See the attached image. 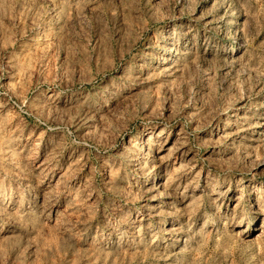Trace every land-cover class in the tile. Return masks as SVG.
Returning <instances> with one entry per match:
<instances>
[{"label": "rangeland", "instance_id": "1", "mask_svg": "<svg viewBox=\"0 0 264 264\" xmlns=\"http://www.w3.org/2000/svg\"><path fill=\"white\" fill-rule=\"evenodd\" d=\"M0 264H264V0H0Z\"/></svg>", "mask_w": 264, "mask_h": 264}]
</instances>
